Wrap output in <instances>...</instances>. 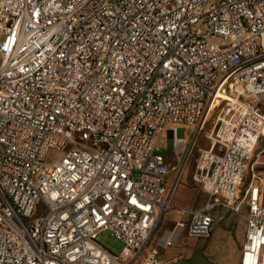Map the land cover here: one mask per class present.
<instances>
[{
  "label": "built area",
  "instance_id": "1",
  "mask_svg": "<svg viewBox=\"0 0 264 264\" xmlns=\"http://www.w3.org/2000/svg\"><path fill=\"white\" fill-rule=\"evenodd\" d=\"M263 36L264 0H0V264H162L242 202L239 264H264ZM164 132L207 199L156 232Z\"/></svg>",
  "mask_w": 264,
  "mask_h": 264
},
{
  "label": "crops",
  "instance_id": "2",
  "mask_svg": "<svg viewBox=\"0 0 264 264\" xmlns=\"http://www.w3.org/2000/svg\"><path fill=\"white\" fill-rule=\"evenodd\" d=\"M166 134L170 137L168 132H166ZM263 139L264 137H261L258 143ZM263 152L264 146L258 149L256 160L253 165L259 178H262L264 181V161L259 160L260 155ZM193 153H195L194 156L196 157V150L194 149L183 165L188 162L190 155L192 157ZM164 155L166 161L172 164L169 156L167 157L165 153ZM171 155L175 158L172 152ZM183 169L184 167L173 176L171 174L172 171L165 176L166 184L169 187L174 186L169 198V205L171 208L162 215L159 225L163 223L164 226L160 228L157 227L156 232L161 228L172 226L173 223L179 219L187 220L189 216L188 213H182L181 210L191 211L200 208L204 205L207 199V194L200 188L187 187L186 184L188 178ZM248 179L249 175H246L242 182V190L245 189ZM180 188L188 190L191 193L193 199L191 206H172V200L175 195V198L181 197V194L177 195L178 189L180 190ZM171 212L175 214V217L170 221L165 220L166 216ZM245 212V202L240 204L239 210L237 211L220 206L213 208L211 210L213 217L212 224L216 223V225L213 226V228L211 226L212 230L210 236L206 238H198L182 234L178 243L174 247L161 250L160 260L162 264H239L241 248L246 231Z\"/></svg>",
  "mask_w": 264,
  "mask_h": 264
},
{
  "label": "rangeland",
  "instance_id": "3",
  "mask_svg": "<svg viewBox=\"0 0 264 264\" xmlns=\"http://www.w3.org/2000/svg\"><path fill=\"white\" fill-rule=\"evenodd\" d=\"M212 119H210V121L208 122L205 131L202 132L196 142L197 147H203L206 148L208 141L206 140V138L204 137V134L208 131V128L210 126V122ZM188 132L186 130H184L183 127H178L176 130V135L177 137H186L187 141L190 142V140L192 139L193 136V128L189 127L188 128ZM158 146L160 148V150H164V151H160L163 152L167 155V157L169 156L170 161L172 162V165L175 166V169L172 170L171 174L172 176L176 174V172L178 173V171L180 169H183V171L185 170L184 173H186V176L188 178L187 180V187L189 188H200L192 179V172H193V165H194V154H192V157L190 155V158L188 160V162L183 165L182 163V158L180 157L179 160L177 158L172 157L171 152H172V139L166 134V132H164L163 134H161L159 140H158ZM264 146V139L259 142L256 147H255V151H254V155H253V159L252 161L256 160V154L259 148H262ZM59 154V152L57 151H50L48 154V159H54L57 157V155ZM171 156V157H170ZM259 160L264 161V152L260 155ZM181 194V197H175L172 200V206L174 207H181V206H191L192 205V195L188 190H183L182 188H180V190L178 189L177 195ZM175 217V214L173 212L169 213L165 220L170 221L171 219H173ZM216 223L212 224V228L213 226H215ZM164 224H160L158 227H163ZM211 228V230H212ZM98 242L104 246L105 248L109 249L110 251L114 252V253H119V251L122 249V242L120 240H118L117 238H115L110 231H104L101 234H99L98 238H97Z\"/></svg>",
  "mask_w": 264,
  "mask_h": 264
},
{
  "label": "bare ground",
  "instance_id": "4",
  "mask_svg": "<svg viewBox=\"0 0 264 264\" xmlns=\"http://www.w3.org/2000/svg\"><path fill=\"white\" fill-rule=\"evenodd\" d=\"M263 43H264V36H263ZM261 130H262L263 133H264V124H262Z\"/></svg>",
  "mask_w": 264,
  "mask_h": 264
}]
</instances>
